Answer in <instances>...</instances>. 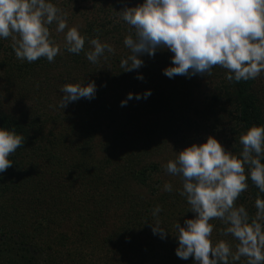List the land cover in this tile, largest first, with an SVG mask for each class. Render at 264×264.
<instances>
[{"label":"trees","instance_id":"trees-1","mask_svg":"<svg viewBox=\"0 0 264 264\" xmlns=\"http://www.w3.org/2000/svg\"><path fill=\"white\" fill-rule=\"evenodd\" d=\"M129 1L130 7L143 2ZM50 2L67 24L85 16L78 29L85 46L73 54L62 45L53 62L29 63L16 57L11 36L0 39V127L25 138L10 154L12 166L0 174V252L7 258L0 264H194V257L176 255V225L196 213L181 195L183 178L166 166L209 135L241 157L240 135L264 126V72L229 81L228 70L217 65L210 74L169 78L163 71L172 63L169 50L143 55V66L126 72L121 60L132 53L124 40L135 38V29L121 15L110 16L117 15L113 5ZM48 27L51 39L61 42L57 24ZM96 38L115 51L92 63L86 52ZM92 81L94 99L59 106L64 84ZM149 89L147 99L121 107L129 92ZM245 174L248 187L234 207L243 206L251 221L264 192L247 165ZM165 184L172 185L171 192ZM157 206L161 211L153 215ZM156 223L168 231L165 239L153 234ZM209 223L213 245L227 242L235 253L239 242L226 234L228 225L219 218ZM229 264H247V257L235 262L229 257Z\"/></svg>","mask_w":264,"mask_h":264},{"label":"clouds","instance_id":"clouds-1","mask_svg":"<svg viewBox=\"0 0 264 264\" xmlns=\"http://www.w3.org/2000/svg\"><path fill=\"white\" fill-rule=\"evenodd\" d=\"M123 21L135 29V38L128 36L124 44L131 55L121 60L123 71L141 68L143 55L154 57L158 50H169L171 65L164 75L192 77L210 74L214 66L228 70L229 81L256 79L264 72V0H143L133 7L120 10ZM57 24L58 32H65L64 47L79 54L84 50L85 38L77 27H68L67 19L50 0H0V39L12 37L16 57L29 63L40 58L53 62L60 54V46L51 39L48 25ZM18 34V37L13 34ZM92 50L86 58L97 63L105 52L115 49L98 38L90 41ZM137 79L143 80L142 74ZM60 107L80 99H94L97 86L66 83ZM151 90L143 94L129 92L121 101L147 99ZM25 138L15 129L0 127V174L13 162L10 154L24 145ZM243 146L241 157L227 151L221 142L209 135L203 143H193L179 151L178 158L169 161L167 171L183 178L182 196L196 213L177 223L178 247L176 255L183 260L194 257V264H229L247 257V264H264V199H257L256 218L250 221L243 206L234 207V201L248 185L245 165L252 182L264 192V126H252L240 135ZM172 191L171 184L164 185ZM157 206L153 215L159 214ZM219 218L227 225L238 245L233 253L227 242L213 245L210 237L213 225L210 220ZM153 234L165 239L168 231L153 224Z\"/></svg>","mask_w":264,"mask_h":264},{"label":"rangeland","instance_id":"rangeland-1","mask_svg":"<svg viewBox=\"0 0 264 264\" xmlns=\"http://www.w3.org/2000/svg\"><path fill=\"white\" fill-rule=\"evenodd\" d=\"M100 1H102L101 3V5H105V6H111V5H113V11L112 12H116V16L115 15H113L112 13H110V16L112 17L113 16V18L115 17V18H119V16H120V10H122L124 7H130V5H131V2L129 1V0H100ZM91 3L92 2H87V4L89 5V7H91ZM69 12H73V9L70 11L69 10ZM106 13H104L103 15H105ZM91 15V14H90ZM85 16H83V15H81V18H77V19H75V21H73V22H70L69 24H68V27L69 28H71V27H73V26H75V27H77L78 29H80V27L82 26V25H84V23H85ZM66 32H67V29H65V32H60V35L61 36H63L62 38H61V42H58V45L60 46V49H62L61 47H62V45H64V41H65V35H66ZM15 34V33H14ZM0 82H3V80H0ZM167 171V170H166ZM166 171H165V173H166ZM5 250H2V252L3 253H5L4 252ZM2 252H0V261H2V260H6L7 258H6V256H5V254H3ZM15 256V255H14Z\"/></svg>","mask_w":264,"mask_h":264},{"label":"flooded vegetation","instance_id":"flooded-vegetation-1","mask_svg":"<svg viewBox=\"0 0 264 264\" xmlns=\"http://www.w3.org/2000/svg\"><path fill=\"white\" fill-rule=\"evenodd\" d=\"M3 238H4V237H3ZM3 238H2V239H3ZM0 246H1V245H0Z\"/></svg>","mask_w":264,"mask_h":264}]
</instances>
